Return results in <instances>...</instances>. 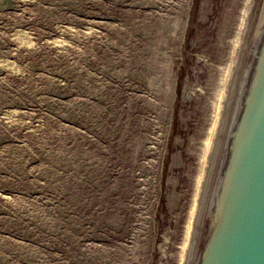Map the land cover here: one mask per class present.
I'll return each instance as SVG.
<instances>
[{
  "label": "rangeland",
  "instance_id": "1",
  "mask_svg": "<svg viewBox=\"0 0 264 264\" xmlns=\"http://www.w3.org/2000/svg\"><path fill=\"white\" fill-rule=\"evenodd\" d=\"M241 1L0 0V264H179Z\"/></svg>",
  "mask_w": 264,
  "mask_h": 264
},
{
  "label": "water",
  "instance_id": "2",
  "mask_svg": "<svg viewBox=\"0 0 264 264\" xmlns=\"http://www.w3.org/2000/svg\"><path fill=\"white\" fill-rule=\"evenodd\" d=\"M181 264H264V0H242Z\"/></svg>",
  "mask_w": 264,
  "mask_h": 264
},
{
  "label": "bare ground",
  "instance_id": "3",
  "mask_svg": "<svg viewBox=\"0 0 264 264\" xmlns=\"http://www.w3.org/2000/svg\"><path fill=\"white\" fill-rule=\"evenodd\" d=\"M13 39L18 44V46H31V45H33L32 42H30V41L27 40V38L25 37L24 32L19 31V30L16 31V32H14ZM231 40H232V38L229 40L230 44H231ZM0 65L4 69H6L7 71H9V73L10 72L11 73L12 72L14 73V72H16V70H18L16 64L13 61H10L8 59H1ZM224 68H225V65H220V66H217L216 67V70L218 71V74H219V78H218L217 85H216L215 89L213 90V92L211 94V97L209 99L210 115H209V119L207 121L206 128H205V130L203 132V136L201 138L199 151H197L198 152V159H199L198 177H197L196 183H195L193 200H192V204H191V208H190V212H189V219H188V222H186L187 226L185 228V235H184L183 243H182V246H181V254H180V260H179L180 262H179V264L182 263V259H183V254H184V249H185V244H186V239H187L189 224H190V220H191V215H192V210H193V205H194V200H195L197 185H198V181H199V176H200V171H201V166H202V161H203L205 146H206V142H207L209 127H210V123H211V120H212V116H213V112H214V108H215V104H216V100H217V96H218V92H219V88H220V84H221V80H222Z\"/></svg>",
  "mask_w": 264,
  "mask_h": 264
}]
</instances>
